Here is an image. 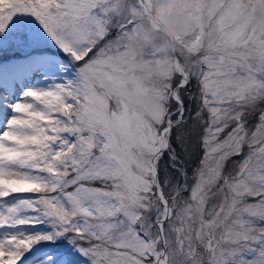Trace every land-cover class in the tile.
<instances>
[{
  "label": "snow or ice",
  "instance_id": "snow-or-ice-1",
  "mask_svg": "<svg viewBox=\"0 0 264 264\" xmlns=\"http://www.w3.org/2000/svg\"><path fill=\"white\" fill-rule=\"evenodd\" d=\"M0 45V264H264V0H0Z\"/></svg>",
  "mask_w": 264,
  "mask_h": 264
},
{
  "label": "rangeland",
  "instance_id": "rangeland-1",
  "mask_svg": "<svg viewBox=\"0 0 264 264\" xmlns=\"http://www.w3.org/2000/svg\"><path fill=\"white\" fill-rule=\"evenodd\" d=\"M45 39L47 38L45 37ZM2 47H4V45H0V48ZM8 54L12 55L11 52H9ZM12 64L20 65V66L16 68H5V75L7 77H13L16 80H18L20 87L22 88L24 87L25 82H30L34 86H37V87H45L47 82L53 79L52 77L46 76L43 72H39L37 74V73L28 71L27 65L24 64L23 62L13 61ZM37 75H38V78H36Z\"/></svg>",
  "mask_w": 264,
  "mask_h": 264
}]
</instances>
